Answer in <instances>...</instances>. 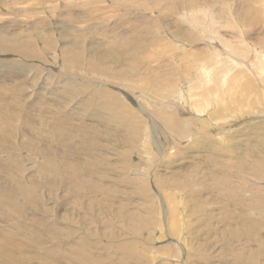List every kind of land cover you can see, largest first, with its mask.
Segmentation results:
<instances>
[{"label":"rangeland","instance_id":"374dc122","mask_svg":"<svg viewBox=\"0 0 264 264\" xmlns=\"http://www.w3.org/2000/svg\"><path fill=\"white\" fill-rule=\"evenodd\" d=\"M81 1L0 2V264H264V129L164 154L174 134L127 92L180 76L176 47L142 54L183 33L185 0Z\"/></svg>","mask_w":264,"mask_h":264},{"label":"bare ground","instance_id":"6f19581e","mask_svg":"<svg viewBox=\"0 0 264 264\" xmlns=\"http://www.w3.org/2000/svg\"><path fill=\"white\" fill-rule=\"evenodd\" d=\"M3 1L5 4L7 2V5L9 3H22L26 5L25 2H27V0ZM3 1L0 0V2ZM145 2L143 0L140 4H145ZM159 2H157V4ZM86 4H88V2H86ZM164 4L165 6L167 5L166 3ZM186 5L189 7L187 11L184 9ZM157 6L159 7V5ZM158 7L159 13L157 12L158 14H155L153 17L149 15L148 20H145V16H142L143 21L147 23L144 27L146 29L141 35L149 34L152 31L156 34L158 31L160 32L162 26L161 22H158L160 23L158 24L155 20L156 18L161 20L162 17L166 15L163 14L162 16L163 11ZM93 8L92 6L91 10L86 8V11L88 13H95V9L97 8ZM151 8H155L154 5H151L148 10H151ZM19 10H21V8ZM21 11L27 12L26 8H22ZM174 11L175 14H177L176 16H178L177 19L179 22L182 21L181 16L186 19L187 28L184 27L183 33H180L179 36L175 35L177 34V30L180 29L172 27L170 30H167L168 32L165 31V37L171 38L175 43L171 41L165 42L166 39L164 41L165 43L162 45L154 44L153 48L152 46L149 47L148 50L142 54V58L144 60H149L155 58L160 51L162 52L165 50L170 52L171 48L175 49L176 47V49L180 50L177 51L181 53V57H178V61L179 63L183 62L184 65V68L180 71V76H176V81H169L168 83L165 82L161 84L157 82L158 85H153L152 81L149 82L150 80L146 84L144 83L145 81H134L136 85L132 82L133 85L131 84V90L134 88L136 90L135 94L130 93V91H128L129 89L127 90V88L121 86L123 91L125 89L131 94V100L133 102L143 101V103H149L150 106H152L150 108H154L152 110L156 109L157 111L153 112L156 113L154 121L161 119L165 128L170 129L169 133H172L171 135L174 134L173 141L172 139L169 140V142L166 141V145L171 144L172 147L165 146V143H163V148L165 147L167 151L163 153L170 154V150L177 145L176 139L180 136L185 138L190 135V138L193 140L196 139L195 136L202 134L207 136V139L215 137L219 140L228 139L230 141L231 139L229 138L239 137L244 131L247 133L248 130H252L253 133H256L257 130L264 129V0H185L183 8H180V10L179 8H175ZM174 22L176 23L175 20ZM176 25L179 24L176 23ZM108 28L109 27H107V29ZM109 30L112 31L114 29ZM140 30L142 31L143 29ZM209 31L213 33V35L215 34L218 40H220L218 43L209 41V39H215L214 36L211 37L208 34ZM156 34L155 36L157 37L158 35ZM111 36L114 37L113 34ZM102 37H105V35ZM181 37H183V39H181ZM179 40H185L190 47L185 51L181 50L183 42ZM170 53L173 54L174 51ZM163 55L165 54H161V56ZM168 60H170L169 57ZM171 62L173 63V61ZM183 71L185 73H183ZM187 72L188 74H186ZM157 79L158 78H155V80ZM160 80L161 79L158 81ZM146 108H148V106ZM149 109H147V111L151 112ZM140 114H142V112ZM254 114L261 115L255 118L256 115L253 116ZM246 115L251 117L245 118ZM201 116H205V118H200ZM140 120L141 118H139V121ZM192 125H194V127ZM198 125H200V127ZM201 126L205 129H202ZM190 128L194 129L190 131ZM248 133L250 132L248 131ZM192 135H194V137H192ZM158 146L161 147L162 143L156 147ZM166 147L168 149H166ZM140 171L142 173V170ZM163 195L167 202L166 208L169 213L166 225L169 231L174 232L179 227L177 223L179 220L177 219V221L175 219V215L177 217L176 213L178 208L175 201L172 200V198H174L173 193H165ZM160 230H163V228ZM179 230L180 229L177 231ZM166 246L168 247V245ZM163 248L165 249V247ZM164 249L163 251L165 252Z\"/></svg>","mask_w":264,"mask_h":264}]
</instances>
